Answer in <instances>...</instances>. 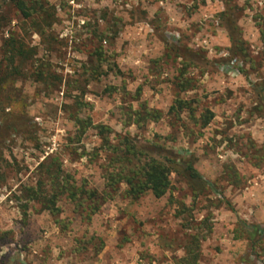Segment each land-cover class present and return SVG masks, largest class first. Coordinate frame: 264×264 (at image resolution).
<instances>
[{
  "label": "rangeland",
  "instance_id": "374dc122",
  "mask_svg": "<svg viewBox=\"0 0 264 264\" xmlns=\"http://www.w3.org/2000/svg\"><path fill=\"white\" fill-rule=\"evenodd\" d=\"M43 3L29 19L10 4L0 12V124L17 118L0 145V264H186L196 237L197 264H264V238L249 234L264 229V0ZM12 37L24 48L14 64ZM178 97L214 120H178ZM141 106L163 118L132 124ZM99 125L193 154L210 185L196 195L174 173L161 199L132 200L125 186L110 198ZM53 159L97 197L62 196L57 216L28 200Z\"/></svg>",
  "mask_w": 264,
  "mask_h": 264
},
{
  "label": "trees",
  "instance_id": "16d2710c",
  "mask_svg": "<svg viewBox=\"0 0 264 264\" xmlns=\"http://www.w3.org/2000/svg\"><path fill=\"white\" fill-rule=\"evenodd\" d=\"M30 3L31 5H29ZM30 3L26 0H0V12L4 4H10L24 18L29 19L35 14H41L45 8L43 0L30 1ZM37 26H40V24ZM261 31V38L264 43V23ZM39 32L43 36L45 31L40 29ZM6 46L11 48L9 52H12V55L9 60L11 64H14L15 53H21L20 50L24 48L17 44L13 37L10 38ZM94 72L97 73V71ZM191 86L190 82L185 81L182 82L180 88L182 91H188L192 88ZM186 112H189L190 119L195 120L197 124H201L202 128L210 125L215 118V114L210 109H205L200 117H197L193 109V101L181 97L175 100L169 114H175V117L181 120L182 115ZM130 116L133 117L132 124L141 126L149 121L157 122L161 120L163 113L147 106H141L139 110L133 111ZM16 119V116L9 115L8 119L0 124V145L4 144L16 131V127H14ZM77 123L82 132L93 126L92 123L84 124L79 119H77ZM98 129L101 134L105 135V144L102 150L107 153L108 161L102 168L104 170L105 192L110 198H113L122 186H126V196L132 200H138L147 193L152 194L156 199H161L170 192L172 187L171 177L174 173L185 178L196 195L204 192L206 186L210 185L196 169V158L193 154L181 155L180 152L168 150L156 144L141 147L129 133L117 135L114 139L112 138L114 131L110 127L99 125ZM55 160L46 161L41 165L45 168L44 176L46 180H40L37 186L29 187L26 190L28 200L42 204L53 216L60 213L57 204L62 196L67 195L71 200L79 202L80 200H82L81 202L86 200L85 195L90 200L97 197L95 192L78 188L73 181V177L64 173L61 165ZM48 183L52 187L50 191L46 190ZM94 211H97V209ZM249 234L253 244H255L257 238H264V229L253 226L249 228ZM191 245L186 249L187 255L184 262L186 264H197L200 249L197 237Z\"/></svg>",
  "mask_w": 264,
  "mask_h": 264
},
{
  "label": "crops",
  "instance_id": "0c3cea01",
  "mask_svg": "<svg viewBox=\"0 0 264 264\" xmlns=\"http://www.w3.org/2000/svg\"><path fill=\"white\" fill-rule=\"evenodd\" d=\"M122 187H123V186H122ZM122 187H121V188H122ZM125 187H126V186H125ZM147 194H150V193H147ZM151 195H152V194H151ZM152 196H153V195H152ZM153 197H154V196H153Z\"/></svg>",
  "mask_w": 264,
  "mask_h": 264
}]
</instances>
